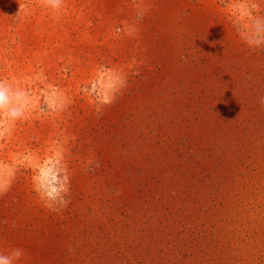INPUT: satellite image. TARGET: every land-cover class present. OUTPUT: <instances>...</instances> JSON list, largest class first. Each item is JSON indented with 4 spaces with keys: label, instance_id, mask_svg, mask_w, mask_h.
Segmentation results:
<instances>
[{
    "label": "rangeland",
    "instance_id": "rangeland-1",
    "mask_svg": "<svg viewBox=\"0 0 264 264\" xmlns=\"http://www.w3.org/2000/svg\"><path fill=\"white\" fill-rule=\"evenodd\" d=\"M264 0H0V253L264 264ZM70 181L67 207L36 191Z\"/></svg>",
    "mask_w": 264,
    "mask_h": 264
},
{
    "label": "clouds",
    "instance_id": "clouds-1",
    "mask_svg": "<svg viewBox=\"0 0 264 264\" xmlns=\"http://www.w3.org/2000/svg\"><path fill=\"white\" fill-rule=\"evenodd\" d=\"M40 2L56 13L60 12L64 4V0H40ZM242 39L253 50L264 48V18H251L250 26L244 31ZM25 95L21 90H14L10 84L0 80V114H6L10 120L21 118L23 116V108L26 106L22 105L21 101ZM257 103L264 107V96L259 97ZM36 191L40 194L45 206L53 211L67 207L68 203H70L67 199L70 191V181L66 176L63 183H60L58 174L56 184L48 185L46 188L38 183ZM2 192L3 188L0 187V193ZM24 254V251L19 247L13 248L7 253H0V264H18Z\"/></svg>",
    "mask_w": 264,
    "mask_h": 264
}]
</instances>
